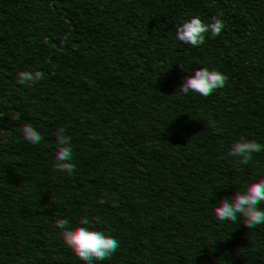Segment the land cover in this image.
<instances>
[{"label":"trees","instance_id":"obj_1","mask_svg":"<svg viewBox=\"0 0 264 264\" xmlns=\"http://www.w3.org/2000/svg\"><path fill=\"white\" fill-rule=\"evenodd\" d=\"M202 3L0 0V264H264V100L243 96L264 97V0H218L225 30ZM170 54L211 74L189 115L146 104ZM91 184L118 191L92 199ZM136 213L150 230L122 235ZM193 225L219 240L173 257Z\"/></svg>","mask_w":264,"mask_h":264},{"label":"clouds","instance_id":"obj_2","mask_svg":"<svg viewBox=\"0 0 264 264\" xmlns=\"http://www.w3.org/2000/svg\"><path fill=\"white\" fill-rule=\"evenodd\" d=\"M58 11L61 15L68 13L59 5ZM223 8L218 6V0H203L197 11L211 14L214 24L225 30L229 20L222 14ZM152 91L147 95V103L154 105L169 115L194 113L199 106V99L204 97L211 88V74L204 59L195 62V58L186 57L181 54H170L157 66L152 77ZM246 101L255 98L261 102L259 88L250 83L244 90ZM145 104V105H146ZM8 116V100L3 92H0V122L5 121ZM118 189L115 184H91L88 187L89 196L92 199H103L109 193L116 194ZM178 201L172 193L161 197L160 208L163 212L175 215ZM151 220L143 213H136L133 216H126L120 225L119 231L122 235L133 237L138 236L142 231L148 232L151 228ZM87 233H95L93 225H85ZM11 237L3 229H0V258H8L12 255ZM210 245V236L206 230H197L193 225L192 230L184 233H176L170 241L171 255H190Z\"/></svg>","mask_w":264,"mask_h":264},{"label":"rangeland","instance_id":"obj_3","mask_svg":"<svg viewBox=\"0 0 264 264\" xmlns=\"http://www.w3.org/2000/svg\"><path fill=\"white\" fill-rule=\"evenodd\" d=\"M220 209H221V207H220L219 204H216V205L214 206V212H216V213H218V214H222V213L219 212ZM220 232H221L220 230H215V231L208 230V233H209V236H210V240H212V241H214V242L218 241L219 238H220ZM237 250H238L240 253L243 252V251H244V245H243L242 243L239 244V245L237 246Z\"/></svg>","mask_w":264,"mask_h":264}]
</instances>
